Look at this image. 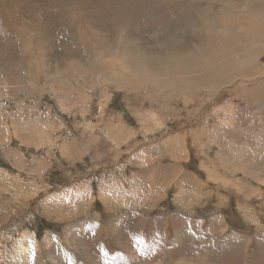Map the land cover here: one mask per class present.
<instances>
[{
	"label": "rangeland",
	"instance_id": "374dc122",
	"mask_svg": "<svg viewBox=\"0 0 264 264\" xmlns=\"http://www.w3.org/2000/svg\"><path fill=\"white\" fill-rule=\"evenodd\" d=\"M263 82L264 0H0V264H264Z\"/></svg>",
	"mask_w": 264,
	"mask_h": 264
},
{
	"label": "bare ground",
	"instance_id": "6f19581e",
	"mask_svg": "<svg viewBox=\"0 0 264 264\" xmlns=\"http://www.w3.org/2000/svg\"><path fill=\"white\" fill-rule=\"evenodd\" d=\"M222 36V35H221ZM247 36H249V35H247ZM222 40V39H221ZM30 42V41H29ZM261 42V41H260ZM259 42V43H260ZM223 49V48H222ZM227 49V48H226ZM225 49V50H226ZM248 49V48H247ZM224 50V49H223ZM261 54V53H260ZM220 55V54H219ZM224 59V58H223ZM221 60V59H220ZM250 60H252V62H254L253 61V58L252 59H250ZM249 62V61H248ZM206 63V62H205ZM221 64V63H220ZM232 65V64H231ZM246 65L247 66H249V64L248 63H246ZM236 68V67H235ZM247 70V69H246ZM204 72V71H203ZM190 73V72H189ZM186 74V73H185ZM191 74V73H190ZM216 74V73H215ZM180 75V74H179ZM129 76V75H128ZM137 77V76H136ZM213 77V76H212ZM258 77V76H257ZM262 77V76H261ZM261 77H260V79H261ZM254 78V77H253ZM148 81V80H147ZM255 82L257 81V80H254ZM254 81H250L251 83H253ZM216 82V81H215ZM224 83V82H223ZM264 83V82H263ZM229 84V83H228ZM261 85V84H260ZM258 87H259V85H257ZM256 86V87H257ZM262 86V85H261ZM255 87V88H256ZM246 91V90H245ZM238 92V91H237ZM253 94H255V93H253ZM243 96V95H242ZM174 99V98H173ZM213 99V98H212ZM262 102V101H261ZM105 105V104H104ZM221 105V104H220ZM226 108V107H225ZM221 112V111H220ZM223 121V120H222ZM217 123V122H216ZM221 128H223V127H221ZM135 133V132H134ZM216 134V133H215ZM211 136V135H210ZM129 137V136H128ZM185 138V137H184ZM171 140V139H170ZM208 140V139H207ZM211 141V140H210ZM187 146V145H186ZM111 206V205H110ZM177 211V210H176ZM183 212V211H182ZM111 217V216H110ZM127 220V219H126ZM93 222V221H92ZM91 222V223H92ZM99 222H101V221H99ZM121 223V222H120ZM90 225V224H89ZM124 225V224H123ZM106 228V227H105ZM108 228V227H107ZM113 229V228H112ZM71 230V229H70ZM259 230V229H258ZM148 231H149V229H148ZM262 231V230H261ZM100 232V231H99ZM67 233V230L65 231V234ZM52 234H54V232H52V231H50V230H47V232L45 233V237H44V243L46 244L48 241H50V240H53V238L51 237V235ZM68 234H69V232H68ZM106 234V233H105ZM103 235V234H102ZM116 235V234H115ZM231 235V234H230ZM176 237H177V235H176ZM111 238H113V237H111ZM178 238V237H177ZM23 239V242H25V244H27L28 246H23L22 245V243H21V240ZM114 239V238H113ZM19 240V249H18V256H19V260H20V262H22V263H25V262H27L28 261V264H31V262H30V260L32 261L33 259H36V260H38L39 261V263H44V262H46L47 260L45 259V258H43L42 256H41V253H39L40 252V249H41V243L33 236V235H31L28 231H25V232H23V235H22V237L21 238H19L18 239ZM224 240V239H223ZM228 240V239H227ZM226 240V241H227ZM115 241V240H114ZM118 241V240H117ZM221 241V240H220ZM66 242V241H65ZM68 243V242H67ZM208 243V242H207ZM229 243V242H228ZM181 245V244H180ZM262 245V244H261ZM173 246V245H172ZM64 247H66V243H65V245H64ZM38 249V251H37V253H39L37 256H36V250ZM204 249V248H203ZM69 250V249H68ZM74 250V249H73ZM93 251V250H92ZM64 252V251H63ZM68 254H71V251H66ZM76 252H78V251H76ZM233 253V252H232ZM66 254V253H65ZM74 254V253H73ZM94 254V253H93ZM144 256V255H143ZM74 257L76 258V260L78 261L79 259H80V261H81V259L82 260H88L89 259V257H85L83 254H81V255H79V253L78 254H74ZM74 258V259H75ZM119 258V257H118ZM144 258H146V257H144ZM143 259V258H142ZM91 260V259H90ZM120 260V259H119ZM191 260V259H190ZM94 261H96V260H94ZM222 261H223V259H222ZM30 262V263H29ZM90 263V262H89ZM94 263V262H93Z\"/></svg>",
	"mask_w": 264,
	"mask_h": 264
}]
</instances>
